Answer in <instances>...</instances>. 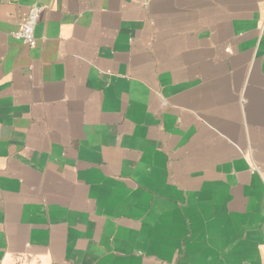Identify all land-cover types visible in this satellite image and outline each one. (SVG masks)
I'll return each instance as SVG.
<instances>
[{"label": "crops", "instance_id": "0c3cea01", "mask_svg": "<svg viewBox=\"0 0 264 264\" xmlns=\"http://www.w3.org/2000/svg\"><path fill=\"white\" fill-rule=\"evenodd\" d=\"M263 30L264 0H0V264H264Z\"/></svg>", "mask_w": 264, "mask_h": 264}, {"label": "built area", "instance_id": "2783aa9c", "mask_svg": "<svg viewBox=\"0 0 264 264\" xmlns=\"http://www.w3.org/2000/svg\"><path fill=\"white\" fill-rule=\"evenodd\" d=\"M45 7L40 5H33L28 15L22 24V27L19 32L14 34V36L22 41L25 45L33 48L36 45V29L40 21L41 15L44 12ZM264 33V30H263Z\"/></svg>", "mask_w": 264, "mask_h": 264}]
</instances>
